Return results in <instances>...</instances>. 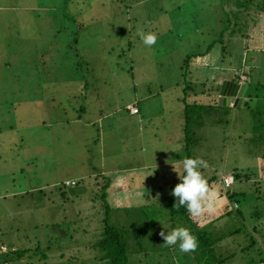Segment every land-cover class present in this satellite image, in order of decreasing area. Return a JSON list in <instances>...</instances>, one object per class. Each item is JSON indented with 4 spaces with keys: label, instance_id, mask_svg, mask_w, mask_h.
<instances>
[{
    "label": "rangeland",
    "instance_id": "1",
    "mask_svg": "<svg viewBox=\"0 0 264 264\" xmlns=\"http://www.w3.org/2000/svg\"><path fill=\"white\" fill-rule=\"evenodd\" d=\"M226 11L225 0H0V241L28 248L29 264H99L90 243L108 204L109 223L128 230L129 264H197L160 235L172 230L174 165L190 155L209 164L218 208H239L216 222L213 255L264 257V25L252 41ZM220 37L224 51L209 46ZM223 78L247 80V105L217 107ZM185 97L217 102L188 148ZM231 171L250 178L226 188Z\"/></svg>",
    "mask_w": 264,
    "mask_h": 264
},
{
    "label": "trees",
    "instance_id": "2",
    "mask_svg": "<svg viewBox=\"0 0 264 264\" xmlns=\"http://www.w3.org/2000/svg\"><path fill=\"white\" fill-rule=\"evenodd\" d=\"M254 2H255V0H225V5H227V8H228V12L226 11L227 20L231 24L233 23V26L237 28V29H234V31L241 33V35H244V37H246L247 31L251 30L252 34H250L249 39L252 38V41L255 39H259L255 35L258 33V31H260L263 28V26H261V24L264 25V0H262L259 2V4H261L262 6L259 4H257L256 6H253V7H256L258 9L259 13L257 12L258 14L255 16L249 15V17L251 16V17H253V19L252 20L248 19L249 23H251L252 25H251L250 29L247 27L248 16H247V18L243 17V15H244L243 12H245V11L249 12L248 6L250 4L255 5ZM243 18H244V21H243ZM246 28L249 30H247ZM222 33H223V31H222ZM257 35H259V34H257ZM217 42L222 44V46H221L222 51H224L225 46L223 44V38H221V37L218 38L217 40H215V42H213L209 46L211 47L213 44H216ZM247 45H248V43H247ZM209 49L207 48V50H205V53L204 52H198V53H194L193 56L188 55V56H186V58L184 60L186 62V61H190V59L192 57L202 58L209 52ZM254 51L257 52L256 49H254ZM254 55L255 54L250 56V62L257 60V59H255ZM256 63L257 62L255 61L253 64H256ZM205 66H208V64H205ZM187 70H188V67L185 69V73H184L185 75L187 73ZM243 73H244V71L243 72L241 71L239 76L242 75ZM243 75H245V74H243ZM191 79H193V77H191ZM210 79L214 80L213 77H211ZM221 80L223 81L225 79L223 78ZM232 81L239 82L235 79H232ZM245 81H247V80H244L243 82H245ZM194 82L199 84V81H194ZM206 83H207L206 80L201 81V84L203 85V87L206 85ZM196 87H197V85L195 86V88ZM210 90L214 91L212 89H210ZM245 95L247 97L251 98L250 92H247ZM218 102H219V99H218ZM213 103L216 104L217 102L214 101ZM243 103L245 105H247V101L245 102V100H244ZM184 104H185V106L183 109L182 118L184 117L185 123H184L183 131H184V137H185L184 138L185 144L187 145V148H188L189 144L191 143V139L193 137L194 127L195 126H201L204 123L203 117L205 116V113L208 110L215 107L216 105L214 106V104H212L211 102L203 103L202 101H197V100L194 102H192L190 100L188 101L187 97L184 98ZM219 105H222V104H218L217 107H219ZM231 105H233V104H231ZM127 109L129 111V113L132 114L130 112V109L129 108H127ZM261 111H260V113L264 112V111H262V112ZM262 127H264V121H263ZM255 131L258 132L257 130H255ZM188 157H190V155ZM231 174H233L234 181L239 180L242 177H244L246 179L250 178V175L247 172L241 174V173H238L237 171H231ZM222 183L224 184L223 177H222ZM175 186H176V183H175V185L170 186L171 187L170 189H173ZM224 186H225V184H224ZM230 186H228V187L225 186V187L229 188ZM261 187L262 186H259V189H261ZM261 190H263V189H261ZM227 192H228L227 197L234 199V193L235 192L234 191L232 192L230 190H227ZM103 199L105 201V193L103 194ZM233 202H235V203H234V205H232L233 206L232 209L231 208L229 209V207H228V209H227V207H223V205H224L223 204V205H220L221 208H218V210L214 216L205 215L204 217L193 218V217L189 216V214L185 208H180L179 210H177L174 207V204L176 203V198L173 197L172 192H171L170 200H169V206H170L171 212H172V214H171L172 229L177 228V227L188 228L197 237V239L199 241V246L195 252L182 253V255L186 254L187 256H189V258H191V260L193 259L197 264H223V262L229 258L228 256L216 257L215 255H213V252H214V249L217 247L218 243L223 238V235L221 234V232H219L221 225L216 226V222L218 220L222 219L224 216L230 214L233 211V209H235V210L239 209L237 201L233 200ZM104 208H105V212H104L105 216L101 220L102 225L99 229V238L93 239L94 243H92V244L90 243V246H91V248H94L96 250L99 249V257H98L99 258V260H98L99 264H129L128 255H129V253H131V248H129L128 240H126V234H127L128 230H126L120 226L110 224L109 223L108 204H104ZM223 208H226L227 210H223ZM220 211H222V212H220ZM203 220H207L208 223H205ZM261 220H264V219H261ZM253 228H254V230L257 229V227H253ZM134 233L136 234V237H137L139 232L134 231ZM63 234L66 235L65 233H63ZM9 254H10V256H12L13 260H14V257H16L17 259L24 258V261H22L21 264H29V262H27V261L29 259H31V256L28 252V248L12 251V252H9ZM49 257L52 260L56 261V258L54 256H49ZM61 257H62V255H61ZM246 264H264V257H261L257 261H249Z\"/></svg>",
    "mask_w": 264,
    "mask_h": 264
},
{
    "label": "clouds",
    "instance_id": "3",
    "mask_svg": "<svg viewBox=\"0 0 264 264\" xmlns=\"http://www.w3.org/2000/svg\"><path fill=\"white\" fill-rule=\"evenodd\" d=\"M144 45L151 47L157 42V35L152 32L138 31ZM240 83H243L240 81ZM233 104V103H231ZM209 164L202 157H187L182 161V172L174 170L179 177V183L172 189V195L176 198L174 207L179 210L185 208L190 217L200 218L217 212L220 202L219 192L210 186L208 179L202 172ZM230 174V173H229ZM76 183V182H75ZM164 245L172 247L178 245L181 253L195 252L199 246L197 237L185 227L173 228L166 234L160 233Z\"/></svg>",
    "mask_w": 264,
    "mask_h": 264
},
{
    "label": "water",
    "instance_id": "4",
    "mask_svg": "<svg viewBox=\"0 0 264 264\" xmlns=\"http://www.w3.org/2000/svg\"><path fill=\"white\" fill-rule=\"evenodd\" d=\"M248 82H236L232 80H223L219 89V103L234 106L240 105L248 89Z\"/></svg>",
    "mask_w": 264,
    "mask_h": 264
},
{
    "label": "crops",
    "instance_id": "5",
    "mask_svg": "<svg viewBox=\"0 0 264 264\" xmlns=\"http://www.w3.org/2000/svg\"><path fill=\"white\" fill-rule=\"evenodd\" d=\"M245 76V75H244ZM225 79V78H224ZM227 79V78H226ZM230 80H232V79H230ZM238 81H239V79H238ZM241 81V80H240ZM239 81V82H240ZM246 82V81H245ZM248 89H249V86H248ZM247 89V90H248ZM246 93H247V91H246ZM245 93V94H246ZM246 99V95H244V97H243V99H242V102H241V104L240 105H242L243 104V102H244V100ZM128 106H129V104L127 105V108H128ZM139 109V108H138ZM140 111V110H139ZM139 111H138V113H139ZM138 113H135V114H133V115H136V114H138ZM131 114V115H132ZM10 236H6V238H9ZM9 240V239H8ZM6 240L4 239V241H0V249L2 248V247H6V250L4 251V250H0V264H21V262L22 261H24V258H21V259H17L16 257H14V260L12 259V256H10V254H9V252H12V251H16V250H21L20 248H18L17 246H15L14 244V242H12V241H10V243H6L5 242ZM9 245L11 246V251L9 250Z\"/></svg>",
    "mask_w": 264,
    "mask_h": 264
},
{
    "label": "built area",
    "instance_id": "6",
    "mask_svg": "<svg viewBox=\"0 0 264 264\" xmlns=\"http://www.w3.org/2000/svg\"><path fill=\"white\" fill-rule=\"evenodd\" d=\"M128 108L130 109V112L135 114V113H138L139 109L136 105H129ZM223 181H224V184L225 186H230L233 182H234V177H233V174H227L223 177ZM75 182H66L67 185H71V184H74Z\"/></svg>",
    "mask_w": 264,
    "mask_h": 264
}]
</instances>
